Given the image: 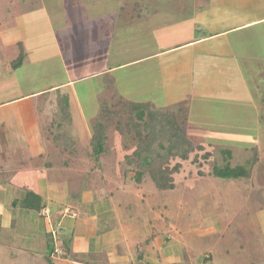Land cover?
I'll return each instance as SVG.
<instances>
[{
	"label": "crops",
	"instance_id": "crops-1",
	"mask_svg": "<svg viewBox=\"0 0 264 264\" xmlns=\"http://www.w3.org/2000/svg\"><path fill=\"white\" fill-rule=\"evenodd\" d=\"M214 2H219L217 7L222 8V0H208L201 10L196 0H191L189 2L191 14L187 18L182 17V14L172 16L164 8L152 11L151 7L144 10L145 12L137 10L129 14L126 9L120 10V5L116 0H48L41 4L38 2L32 9L24 8L23 12L20 11L12 18L7 16L11 15L10 8H5L4 13L2 11L0 80L4 79L6 83H1L0 87L2 96L0 98V256L3 254L2 248L6 245L9 250L5 253L6 257L11 259V261L6 260V263L40 264L39 258L46 261L47 242L44 244L45 250L41 252L42 256H39V250L34 254L22 241L12 243V246L4 241L3 235L8 231V240L14 235L23 240L22 233L14 234L12 231L15 223L14 215L23 214L25 220H27V215L30 216L35 226L43 230L44 238L50 234L58 241L57 246L54 243L55 253L52 255V258L58 262L67 260L66 258L65 260L59 259L62 257L59 254H62L66 248L65 239L60 241L59 238V236L64 238L65 235H61L60 232L70 231L72 241L68 254L74 252L78 257L77 262L73 264H264V220L256 225L252 232H249L248 228L244 227L245 223L239 222V217L246 215L248 209L240 207L238 210H233L234 212L230 214L232 217L228 219L226 226L221 228L216 222L214 207L210 208L214 203L213 197L222 191V186L213 180L228 179H218L209 175H196L197 180L190 178L195 182L194 200L197 208L201 210L197 224L189 230L173 228L165 235L160 232L161 236L154 242L144 238L145 255L137 253L136 256L133 246L123 245V248L120 246L123 244V236L116 230H105L104 233L97 234L95 237L86 235V226L96 222V214L102 223H106V218L103 219L105 216L112 214L110 205H106L104 201L98 202L103 197L97 196L92 189L80 191L78 195L80 203L83 206L92 205L93 213L82 217L78 223L77 218L80 215L71 207L69 193H73L72 190L70 191L71 182L79 178L63 181L62 177H57L54 179L57 185H50L44 179L38 178L43 173L37 169L39 168L38 160L45 155L44 149L52 147V157L57 159L62 156L71 159L72 156L70 152L64 150L62 143L55 145L46 142L43 135V131L46 130L39 129L40 122L35 116L33 105L35 97H43L46 114L52 106H55L54 112H57L58 93L67 96L73 121L78 129V139H76L73 152L76 151L82 135L79 126L85 125V117H88L84 110L89 108L93 110V106L87 107L85 103H83L84 106L80 105L75 85L89 83V86L100 88L108 94L106 100L100 99L97 103L96 113L89 116V120L94 119L98 114L101 103H111L114 98L150 104L155 109L177 108L180 110L178 107L183 105V111L185 113L188 111V114L192 111L193 104H197L193 110L195 111L199 108V104L209 101L213 103L215 111L220 110L222 105L217 106L218 98H220V104H229L231 99L232 102L237 100L245 104L253 103L254 101L250 98L252 91L247 85L248 80L261 97L259 102L263 103L264 0H255L256 12L244 14L243 9L238 8L228 10L227 14L224 13L225 15L211 11ZM241 2H251L252 7L254 5L252 1L243 0ZM135 5L140 6L141 4ZM22 6L17 4L15 7L22 8ZM209 9L213 14L211 16H208ZM227 9L229 8L224 10ZM231 11L238 16L231 15ZM36 12L42 14V21L45 22L46 34L43 36L50 41L49 46L52 51L48 55L44 42L40 43L38 50L35 49L32 52L28 50L26 44H23L24 47L22 45L23 40H28L29 44L30 38L39 43L37 34H30L31 36L28 37L27 31L22 29L23 26L20 28L18 23L24 15ZM121 15H124V22L120 20ZM162 18L163 21L157 22L156 19ZM132 22L134 23L131 25ZM147 25L149 26L146 30ZM134 26L139 27L138 30H146L145 36L137 35L138 30L136 28L134 30ZM123 30H125L124 35L121 34ZM119 36L122 41L119 45L117 40L119 46L113 49V43ZM21 50L25 54L22 65L11 73L1 70L6 62L15 61ZM41 50L45 51V55L40 54ZM34 52L35 55H33ZM53 59L58 61L63 73L61 82L54 83L53 81L51 85L37 89L36 85L40 83L38 82L40 76L43 78H48V76L44 77L45 74L39 76L36 73L31 77L28 71L32 70L30 68L36 64ZM128 68H130V84L135 85L134 89L130 88V100L120 95L118 91L122 90L118 84L124 82V79H119V74ZM253 68L255 70H252ZM12 77L16 79V82L9 84L8 81L14 80L11 79ZM227 88L229 90H226ZM211 98L214 99L211 100ZM230 106L229 109L232 108V105ZM227 107L224 105L225 111ZM187 121L185 117L184 122ZM226 125L228 126L226 128L234 127L229 123ZM210 148L212 147L207 145V149L210 150ZM221 149L225 148H216L212 152L216 154V150L219 152ZM251 149L254 148L246 149V151ZM257 156L258 162L252 169V173L255 172L254 169H257V166H260L259 154ZM51 165L50 163L44 167L52 168ZM252 173L249 178L238 179L241 183L248 184L242 188L251 189L250 194L243 196V201L256 198L258 204L256 201L255 204L258 207L251 210L254 214L263 213L264 175L254 181ZM176 177L174 189L181 183V180L179 184L176 182ZM252 179L254 187L250 186ZM67 182L69 185L62 191L61 188L65 187L64 184ZM108 183L112 182L108 181ZM99 185L102 190L118 189L116 183L103 184L101 182ZM233 188L239 193L238 189ZM177 189L182 192L183 187L180 185ZM252 190H255V194H252ZM28 193L35 194L42 199L43 208L49 210L46 216L40 215V211L14 205V200H22ZM126 204L125 207L130 208V205ZM52 215L55 219L49 221L47 218ZM58 215L61 216L59 219ZM162 217L160 215L156 218L160 221ZM148 225L150 226V223ZM216 230L218 240L214 243L218 244L223 241V248L220 247L216 253L206 251L199 256L186 248L190 254L184 252V257H182L183 247L178 244V240H181L184 235L187 236V233L192 234L193 232L194 234L212 233ZM29 231L32 233L31 230ZM31 233L27 236H32ZM58 246L61 248H59L60 252L57 250ZM18 255L21 257L20 260ZM139 256L142 258H138ZM0 264H4L2 256Z\"/></svg>",
	"mask_w": 264,
	"mask_h": 264
},
{
	"label": "rangeland",
	"instance_id": "rangeland-1",
	"mask_svg": "<svg viewBox=\"0 0 264 264\" xmlns=\"http://www.w3.org/2000/svg\"><path fill=\"white\" fill-rule=\"evenodd\" d=\"M48 0H0V18L2 17V11L4 13L5 8H10L11 15H7L15 17L20 11H24L25 9H32L36 6L38 2L43 3ZM54 1V0H49ZM118 1V4L120 5V10L126 9L128 10L129 14L131 11H137L141 10L145 12L147 8L151 7L154 11L155 9L164 8L165 11H168L171 13L172 16L181 14L182 17H189L191 14V7L189 2L191 0H116ZM243 0H222V8L217 7L219 2H214V4L211 7V11L217 12L218 14H227L228 10H234L241 8L243 9L244 14H249L255 11V0H247L254 2L253 7L251 2L250 3H242ZM141 4L140 6H136L135 4ZM17 4L23 5L22 8H16L15 6ZM51 4V3H49ZM144 8V9H143ZM225 8H229L226 11ZM181 11V13H180ZM209 9L208 16L213 15L212 12ZM216 13V15H217ZM147 14V12H146ZM224 14V15H225ZM42 14L39 12H36L34 14L30 15H24L23 19H21L19 23V27L22 29L24 28L27 31V35L29 37L30 34H37L39 37V43L37 41H32L31 38L29 40H23L22 45L26 44L29 51L38 50L40 48V43L44 42L45 45V51L46 54H50L51 47L49 46V40L47 37H44L45 35V28L44 25L45 22L42 21ZM135 15V14H134ZM133 15V16H134ZM215 15V16H216ZM231 15L238 16V14H234L231 11ZM38 17V18H37ZM214 18V17H213ZM122 22H124L125 18L124 15H121ZM157 22L163 21L164 19H156ZM11 21V20H10ZM134 22L131 23V25ZM21 25V26H20ZM124 25V24H122ZM148 26H146V30L148 29ZM217 26V25H216ZM138 30L139 27L134 26ZM145 30V31H146ZM122 31V35L123 32ZM130 33L132 32V28L130 26ZM142 30H138L137 35L144 37L146 32ZM31 36V35H30ZM122 41L121 36H119L118 39H116L113 43V49H115ZM141 40V39H140ZM118 45V46H119ZM24 47V45H23ZM45 51L41 50L40 54L45 55ZM113 51V50H112ZM35 55V52L33 53ZM250 67V66H248ZM30 71H28L29 76H33L36 73L40 75H44L43 78L40 76L37 83V89L45 87L46 85H51L53 81L54 83L61 82L62 79V71L60 70V66L58 61L55 59L44 62L42 64H36L34 67H31ZM252 70H255L254 68ZM251 72H249L250 74ZM27 74V73H26ZM25 75V74H24ZM11 81H8L9 84H14L16 79L12 77ZM119 79H124V82H121L118 84V87H121V91H119V94L127 97L130 100V88L134 89L135 85L130 84V68L124 70L119 74ZM1 83L5 84L6 81L0 80V87ZM44 85V86H43ZM140 85V84H139ZM248 87L252 91V95H250V98L254 101L253 103L245 104L243 102H239L231 99L229 104H225L219 102L220 98H218V105L221 106L219 108L220 110L215 111L213 103L209 102H203V104H199L198 109L195 111L194 108L197 106V104L192 105V111L188 114L183 111V105L177 108H171L168 109L169 111H174L176 114V117L178 119V122L181 124L183 129L185 130L187 137L189 140L193 141L196 144H203V145H210V150L213 151L214 149L222 148H230L233 150V153L238 154L242 159L246 157L248 152H246V149L254 148L257 149V153L259 154L260 158V166H257V169H254L255 172L252 173V177H254V181L259 178V176L264 175V102H259V93L256 91V88L249 83V80L247 82ZM225 87V86H224ZM74 88L76 89V96L80 103V105L84 106L83 103L89 108L88 110H84V113L86 116L95 115L96 109H97V103L100 101V99L106 100L108 94L107 92H103L100 88L89 86V83H83L79 85H75ZM226 90H229L228 88ZM225 98V94L223 96ZM0 98L2 96L0 95ZM208 99V98H207ZM214 98H211L213 100ZM84 100V101H83ZM209 100V99H208ZM205 101V100H204ZM44 100L43 97H35L33 99V105H34V111L35 116L38 118V121L40 122L39 129L40 130H46L48 121L53 118L54 121H59V113H55L54 109L55 106L51 107L49 110L46 111V114L44 112ZM224 105L226 108V111L224 110ZM232 108L229 109V107ZM234 106V108H233ZM122 109V106H120L119 110ZM93 111V114H92ZM233 111L234 113H232ZM188 114V116H186ZM47 115V120H46ZM223 115V116H222ZM228 116V118H226ZM236 116V117H235ZM88 117H85V125L79 126V130H82V135L80 136L79 145L75 152H71V159L67 156L59 157L58 159L53 156V150L52 147H48L44 149V157L40 160H38L39 168L37 171L43 172L39 179H44L47 181L50 185H57L55 184L54 179L57 177H62L61 180H75L74 182H71L70 185V191L72 190L73 193H69V201L71 207L75 209V211L79 212V217L77 218V222L79 223L82 220V217L93 213L92 212V205H85L83 206L80 203V200L78 199V195L80 191H83L85 189L90 190L92 189V192H95L97 196H101V198L98 202L104 201L106 202V205H110L112 214L105 216L103 219L106 220V223H102L101 219L97 217L96 214V222H93L89 225H87V232L86 235L91 237H95L97 234L104 233L105 230H116L123 236V244L120 246L123 248V245L126 247V245H130L134 247L135 255L137 253L145 255V242H143L144 238L151 240V242H154L156 238H159L161 235H159L160 232L165 235L166 233H170V229L173 228L178 230H189L195 226L198 222V215L201 210L197 208L195 197H194V190H195V182L193 180H197V174H196V167L191 165H185L183 170L180 171L176 177V182L179 184L180 180L181 185L183 187L182 192L178 191L177 187H179L177 184L176 189L173 191H159L157 190L153 183L150 181V179L146 178L141 186L136 187L134 184V181L132 180L131 171L132 167H126L125 163V157L127 155H130L133 150L135 149L137 145V140L135 138L134 131L128 127H125L123 124L127 122L128 115L118 113V116H114V120L110 123V128L108 132V155L105 156V162L103 167L101 168V171H98L97 169H93V162L91 161L89 157V134L91 132V126L93 124V119L89 120ZM187 117L188 121L184 122V118ZM120 123V124H118ZM226 123H229L233 125V128H226ZM121 127V128H120ZM228 127V126H227ZM3 130V129H2ZM56 130V129H55ZM68 130V128L66 129ZM120 130V131H118ZM45 133L47 131H43V135L45 136ZM44 139V137H43ZM52 146V145H51ZM74 151V150H73ZM217 153L215 155H218V150H216ZM58 152V151H55ZM250 155L253 154V152L249 151ZM59 153V152H58ZM196 152H192L191 155L193 156ZM57 159V160H56ZM36 161H34V164ZM52 164L50 167L47 168L44 167L45 165ZM263 164V165H261ZM36 165V164H35ZM255 174H258L257 176ZM191 178V179H190ZM182 179H186L185 181ZM179 180V181H178ZM118 184V189L116 190H102L99 184L101 182L104 184H112V183ZM241 180L234 181L233 179L228 180H213L216 184H220L222 186L221 193L216 194L213 197L214 203L210 207H214L213 211L216 215V222L220 224L221 228H224L226 224L228 223V219L232 217L230 215L238 208H245L248 209L246 212V215H242L239 218V222L245 223L244 227H247L249 232H252L254 230V227L256 225H259L261 221L264 220V212L254 214V211L251 210L258 204V200L256 198H253V200L249 201H243V196H246L247 193L250 194L251 189H245L242 187H246L247 183H241ZM194 182V183H193ZM65 187H62L61 190L67 188V185H69V182L64 184ZM63 185V186H64ZM254 187L253 179L252 183H250V186ZM264 187V184H262ZM72 186V187H71ZM239 186V187H238ZM235 187L238 189L239 193L234 190ZM79 189V190H78ZM74 190H77L74 192ZM243 191V192H242ZM15 194V192H12ZM244 193V194H243ZM255 194V190H252V194ZM144 196V197H143ZM264 197V196H263ZM40 201L42 202V199L40 198ZM211 201V203H212ZM256 201V204H255ZM124 202V203H121ZM128 203L130 205V208L125 207ZM209 204V206L211 205ZM119 205L123 206L120 207ZM24 206V205H22ZM208 206V207H209ZM21 207V206H20ZM229 208V209H228ZM227 209V210H226ZM235 209V210H234ZM234 210V211H233ZM14 215V214H13ZM162 215V219L159 221L156 217H160ZM156 216V217H155ZM58 219L61 217L60 215L57 216ZM110 217V218H109ZM31 217L27 215V220H25L24 215H14L15 223L13 224L12 231L15 233L19 232L22 233L21 240L17 235L11 236L9 240L8 233L9 231L4 235V241L6 244L11 245L12 243L16 244V242H24L26 245H28L29 250H32L34 254L37 253L39 250V256L41 255V252L45 249V242H47L49 239L44 238L43 230L40 229V227H36L34 221H31ZM102 218V217H101ZM109 218V219H108ZM263 218V219H262ZM29 219V220H28ZM49 221H52L55 219L53 215L49 218H47ZM108 219V220H107ZM146 219V220H145ZM159 221L155 228V223L157 220ZM262 219V220H261ZM43 220V218H42ZM47 220V221H48ZM155 220V221H154ZM147 221V223H146ZM150 223V226L147 224ZM175 225V226H174ZM159 227V228H158ZM158 228V229H157ZM31 230L32 233L29 231ZM38 232V233H37ZM218 231L212 233H196L194 232L192 234L187 233V236L184 235L181 240H178V244H180L182 249V257H184L185 250L189 249L192 250L195 255L199 256L204 254L206 251L216 253L217 250H220V247H224V242H218V244L214 243L215 240H218ZM31 233V235H28ZM36 233L38 235H36ZM63 236H59L60 241L65 239V247L69 248L70 252V243H71V233L70 231L61 233ZM191 235V236H190ZM49 236V235H48ZM75 235H73L74 237ZM193 236V237H192ZM188 237V239H187ZM25 238V241H24ZM14 239V240H13ZM221 239V238H220ZM57 240H55L56 246H57ZM16 246V245H15ZM60 247H57V250L60 252ZM187 248V249H186ZM3 254L1 255L4 259V264L6 263V260L11 261L10 258L6 257V252L9 250L7 249V246L2 248ZM44 249V250H43ZM72 251V249H71ZM76 253L72 252L71 254H68L64 250L62 254L59 255L62 257L57 259L65 260L66 262H58L57 260H52L51 264H73V262H77L76 259H78ZM44 255V254H43ZM0 256V257H1ZM137 256V255H136ZM139 256L138 258H140ZM142 258V257H141ZM18 259L20 260L21 257L18 255ZM80 259V258H79ZM178 259V258H177ZM180 259V258H179ZM182 260V259H180ZM40 264H49L47 260L43 258H39ZM177 263V262H176ZM6 264H10L9 262Z\"/></svg>",
	"mask_w": 264,
	"mask_h": 264
},
{
	"label": "trees",
	"instance_id": "trees-1",
	"mask_svg": "<svg viewBox=\"0 0 264 264\" xmlns=\"http://www.w3.org/2000/svg\"><path fill=\"white\" fill-rule=\"evenodd\" d=\"M207 2L208 0H196L199 10L203 9ZM24 57V51L21 50L17 59L3 64L1 70L6 73L15 71L22 65ZM58 95L56 105L59 121L53 123V118L48 121L45 139L48 144L62 143L64 150L71 153L78 139V129L73 121L67 96L60 93ZM118 113L128 115L129 119L123 125L134 131L137 140L133 152L125 157L126 167H132L130 174L136 187L141 186L148 178L157 190L171 191L175 188V175L182 171L185 165L195 166L198 176L246 179L251 176L252 169L258 162V153L255 149L249 150L253 152L251 155L246 151L248 154L242 159L238 155L234 156L229 148L221 149L218 155H215L206 145L189 140L172 110L155 109L150 104L114 98L111 103L100 104L99 112L91 126L88 155L93 162L94 170H101L104 165L105 156L109 153L107 146L109 126ZM196 151L197 153L192 156L191 153ZM13 203L38 212L43 208L40 197L31 193L22 200H14ZM46 237L49 239L46 260L51 264L52 255L55 253V239L50 234ZM65 251L69 252V248L66 247ZM188 253L190 254V251L186 250L185 254Z\"/></svg>",
	"mask_w": 264,
	"mask_h": 264
},
{
	"label": "built area",
	"instance_id": "built-area-1",
	"mask_svg": "<svg viewBox=\"0 0 264 264\" xmlns=\"http://www.w3.org/2000/svg\"><path fill=\"white\" fill-rule=\"evenodd\" d=\"M48 213H49L48 208H43V209L40 211V215H42V216H46Z\"/></svg>",
	"mask_w": 264,
	"mask_h": 264
}]
</instances>
